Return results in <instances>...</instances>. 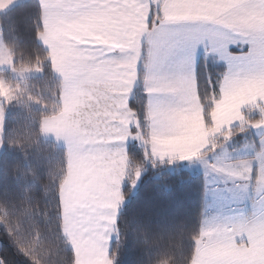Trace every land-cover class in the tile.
<instances>
[{
    "label": "crops",
    "instance_id": "crops-1",
    "mask_svg": "<svg viewBox=\"0 0 264 264\" xmlns=\"http://www.w3.org/2000/svg\"><path fill=\"white\" fill-rule=\"evenodd\" d=\"M9 2L12 0H0V11L11 6ZM89 2L104 4L108 0ZM159 2L158 12L157 0H152L153 24L145 26L148 0H120L135 6L134 11L139 13L123 17L128 30L123 33L126 40L122 41L121 51L99 33L86 34L87 26L104 20L102 7H75L83 0H40L42 30L37 38L48 50L53 70L62 82L61 109L43 119L42 134L67 151L68 171L60 198L63 234L73 250V264H109L128 171L127 151L131 142L137 143L135 132L141 140L137 144L147 145L153 160L181 159L205 151L214 137L224 139L207 154L196 156L203 161L197 170L203 173L205 188L199 235L202 243H197L194 264H206L210 244L217 243L218 236L225 233L211 236L212 228L223 224L228 215L243 216L234 227L223 224L228 225L226 234H231L237 245L248 244L251 232L264 231V55L259 51L250 55L253 44L249 35L264 23V9H242L246 17H254L251 24H242L210 15L213 5L226 0H172V19H167L164 13L169 0ZM176 28L210 31L201 34L199 42L193 39L187 45L170 44L174 54L165 68L159 69L149 57L153 45L148 33ZM101 48L107 50L102 59L96 51ZM202 53L214 56L225 66L209 127L204 123L196 81ZM112 58L120 63L109 72ZM140 65L147 95V138L128 104ZM246 113L261 117L249 119ZM234 127L239 128L231 135ZM91 179L97 182H81ZM81 203L83 215L78 207ZM96 207L108 212L106 218L98 216ZM83 220L89 226L81 224ZM93 223L97 229L92 237L79 233L78 228H91ZM201 254L203 259L197 262Z\"/></svg>",
    "mask_w": 264,
    "mask_h": 264
},
{
    "label": "trees",
    "instance_id": "trees-1",
    "mask_svg": "<svg viewBox=\"0 0 264 264\" xmlns=\"http://www.w3.org/2000/svg\"><path fill=\"white\" fill-rule=\"evenodd\" d=\"M41 30L40 0H22L0 12L2 43L14 67L32 70L18 78L10 77V68L0 69L17 87L0 101V264H73L74 259L63 234L60 198L68 171L67 151L42 134L43 119L61 109L62 82L53 72L48 50L37 39ZM224 73L225 66L217 58L201 54L196 81L206 127L211 125ZM143 75L140 65L128 104L146 137ZM246 117L257 119L261 114L246 113ZM238 128H232L231 135ZM223 141L221 136L214 137L199 156ZM127 153L128 171L115 222L118 235L109 248L110 264H191L203 213V173L178 165L180 159L153 160L147 145L136 142L129 144ZM139 167L145 170L132 193L130 180Z\"/></svg>",
    "mask_w": 264,
    "mask_h": 264
},
{
    "label": "snow or ice",
    "instance_id": "snow-or-ice-1",
    "mask_svg": "<svg viewBox=\"0 0 264 264\" xmlns=\"http://www.w3.org/2000/svg\"><path fill=\"white\" fill-rule=\"evenodd\" d=\"M148 3L149 11L147 15L143 17L145 26L152 18V0H148ZM75 7H102L106 13L104 20L87 26L86 34L94 36L99 33L103 35L106 42L120 47L121 51L124 50L122 41L126 40V37L123 33L128 29L125 27L123 17L130 13L132 15H139V13L134 11L135 6L129 7V5L125 3H120V0H108V2L104 4L90 3L89 0H83L82 4L76 5ZM155 7L159 12V0H157ZM173 7H175V5L172 4V0H169V4L165 6V18L172 19L170 13ZM251 7L264 9V0H242L240 3H231L226 0L225 3L220 5H213L209 9V13L210 15H216L224 20L251 24L254 17H246L242 12V9ZM141 11H143L142 8ZM209 31L210 30L202 28L154 29L152 32L148 33L149 41L153 45L149 50V57L152 64L159 69L165 68L174 54L170 44L183 43L187 45L191 43L193 39L199 42V36L201 34H207ZM249 35L250 41L253 44V50L250 52V55H256L257 51L264 55V23H262L259 28H254L250 31ZM96 51L102 59L107 50L101 48ZM109 63L112 66L109 68V72H114L120 62L112 58ZM102 98L103 97H100V99ZM206 264H264V231L259 233L251 232L249 234V242L246 245H237L234 243L231 234L221 233L218 236L217 243H212L209 246Z\"/></svg>",
    "mask_w": 264,
    "mask_h": 264
},
{
    "label": "rangeland",
    "instance_id": "rangeland-1",
    "mask_svg": "<svg viewBox=\"0 0 264 264\" xmlns=\"http://www.w3.org/2000/svg\"><path fill=\"white\" fill-rule=\"evenodd\" d=\"M21 0H12V2H9L8 5H14L16 4L17 2H20ZM11 6H6V7H11ZM3 6L1 5L0 6V9H2ZM7 9V8H6ZM5 10V9H3ZM2 10V11H3ZM0 11V12H2ZM39 34V33H38ZM38 39V38H37ZM39 41V40H38ZM1 48L2 51H1ZM0 69H3V68H10L11 69V73H10V77H18V78H24L26 77L27 75H30L32 72V70L30 71L29 69L27 68H17V67H14L13 65V60H12V57L9 53V51L6 49V47L4 46V44L2 43V38H1V32H0ZM4 55V56H3ZM52 63V62H51ZM53 69V67H52ZM54 72V70H53ZM55 75H57L55 72H54ZM58 76V75H57ZM59 77V76H58ZM60 78V77H59ZM61 80V79H60ZM13 88H17L15 83H13L8 77H5V75H1L0 74V101H3L4 99H7V97L9 96L8 94L11 95V92H14ZM2 116H3V110H2V107H1V103H0V150L2 148V144H1V124H2ZM134 139L137 141V143H141V140H140V136H139V133L138 132H135L134 133ZM148 149V147H147ZM200 152H197V153H192L191 155H187V156H184L183 158H181L177 164L178 165H181V166H184V168H188L189 170H193V171H196L199 167L202 168V159L199 158V157H196L199 155ZM152 159V158H151ZM176 162V161H175ZM144 168L143 167H139V168H136L135 171H133V175H132V178L130 180V183H131V191L132 193L136 190L138 184H139V181L141 179V176L142 174L144 173ZM81 182L85 185L86 183H88V185L92 184L93 182H97V180L95 179H91V180H81ZM62 197H64V192L62 193L61 195ZM85 199L87 198V196L84 194L82 195ZM71 205V201H69L67 204H66V209H65V212H66V219L67 221L69 220V206ZM81 208V211H80V214H84V204L81 203L79 204V206ZM100 207H102V205L100 204ZM255 207V206H254ZM97 211H99V214L98 216H104L105 215V218H106V215L108 214V212H105L104 210H101L100 208L96 207L95 208ZM253 209V208H252ZM102 212V213H101ZM81 219H84V216H81ZM243 220V216H241L240 218H237L236 216H232V215H228L227 218L225 219L224 223H228L230 224L231 226L235 225L236 222H240ZM218 221V220H217ZM221 221V220H220ZM99 222V221H98ZM223 223V224H224ZM81 224L83 225H86V226H89V224H87L84 220L81 222ZM100 224V223H99ZM221 224L220 226L216 227V228H212L213 231L211 233V236H216V235H219L221 232L225 231L226 233V230H228V225H223ZM101 225V224H100ZM223 225V226H222ZM101 227H103L101 225ZM230 227V226H229ZM234 227V226H233ZM79 229V233L85 236H89V237H92L93 234L95 233L96 229H97V224H94L93 223V226L91 228L87 227V228H78ZM116 237L118 235V233L116 232ZM215 238V237H214ZM217 239V238H215ZM213 239V240H215ZM212 241V240H211ZM198 246L201 245L202 243V238L199 237L198 238ZM197 251V250H196ZM197 253L195 252L194 256L196 257ZM195 257H193V260L191 262V264H194V259ZM202 258L203 259V256L202 254L201 255H198L197 256V262H198V259ZM109 264H110V260H109Z\"/></svg>",
    "mask_w": 264,
    "mask_h": 264
}]
</instances>
